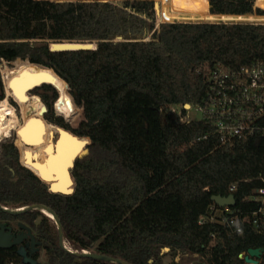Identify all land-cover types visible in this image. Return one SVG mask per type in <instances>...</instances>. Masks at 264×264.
<instances>
[{
    "label": "trees",
    "instance_id": "16d2710c",
    "mask_svg": "<svg viewBox=\"0 0 264 264\" xmlns=\"http://www.w3.org/2000/svg\"><path fill=\"white\" fill-rule=\"evenodd\" d=\"M256 4L264 0H0V64L18 66L6 70V86L30 95L43 85L34 94L48 109L44 120L69 129L64 117L79 125L77 136L90 139L68 195L50 191L20 165L14 144L3 143L0 205L47 206L72 252L132 264H164L166 256L173 264H244L240 253L264 249V237L250 227L237 235L217 223L199 224L212 196L228 195L232 183L238 186L235 210L255 208L244 199L264 185V138L219 147L215 135L196 141L212 131L208 120L182 123L161 113L172 105L204 104L215 64L237 69L264 63V9ZM52 40H89L97 49L53 52ZM84 57L97 61L106 80L89 94L110 96L80 123L84 103L71 69ZM67 83L79 106L73 99L58 113L63 117L56 116L59 92L73 98ZM67 183L64 171L57 186ZM18 217L33 223L50 264H116L61 248L57 224L38 210Z\"/></svg>",
    "mask_w": 264,
    "mask_h": 264
},
{
    "label": "built area",
    "instance_id": "2783aa9c",
    "mask_svg": "<svg viewBox=\"0 0 264 264\" xmlns=\"http://www.w3.org/2000/svg\"><path fill=\"white\" fill-rule=\"evenodd\" d=\"M186 105H172L169 110L162 109L161 113L163 116H173L182 123L194 119L208 120L212 131L204 133L196 141L215 135L219 138L218 146L223 147L241 138H264V63L256 61L237 69L215 64L208 73L205 103L190 104L189 108ZM193 111L199 114V118L191 114ZM237 188V183L230 184L228 195L234 194ZM244 201L254 204L255 208L246 213L235 210L236 205L220 207L212 201L207 213L199 219V224L217 223L237 235L250 227L264 237V185L253 189ZM212 237L215 238V235ZM247 255L248 251L240 253L239 257L244 260V264H255L245 261Z\"/></svg>",
    "mask_w": 264,
    "mask_h": 264
},
{
    "label": "bare ground",
    "instance_id": "6f19581e",
    "mask_svg": "<svg viewBox=\"0 0 264 264\" xmlns=\"http://www.w3.org/2000/svg\"><path fill=\"white\" fill-rule=\"evenodd\" d=\"M10 91L11 95L15 96L16 100L22 107L24 124L27 121L28 124L25 127H23L24 124L19 126L15 107L12 106L7 99H3L0 101V138L8 136L11 129L19 126L17 133L19 134V138L23 141L21 148V162L23 165L32 169L36 174L44 178L42 172L32 164V158L30 157L36 154L33 157L40 159L43 162L47 156L45 153L46 146L49 144H51L50 148L53 146L52 141L54 132H61L62 136L58 143V153L54 158L50 157L46 163L47 165L52 163L51 166L53 167V172H55L53 174H56L55 180L58 184L60 174L64 171L66 177H68L66 172L68 156L73 153H78L90 142V139L86 137H75V134L73 135L70 131H64V129H60L59 126L48 124L42 117L44 103L39 96L32 97L31 95H27L24 88L17 85L11 86ZM29 111L32 113L27 114ZM30 143H34L35 146H27ZM49 149L47 151H49ZM22 209L24 208H20L19 210ZM44 212L51 216L46 210H44Z\"/></svg>",
    "mask_w": 264,
    "mask_h": 264
},
{
    "label": "water",
    "instance_id": "95a60500",
    "mask_svg": "<svg viewBox=\"0 0 264 264\" xmlns=\"http://www.w3.org/2000/svg\"><path fill=\"white\" fill-rule=\"evenodd\" d=\"M84 1H95V0H84ZM100 1H122V0H100ZM154 6H155V11H156L157 17H160V9H161L160 3H158L157 1H154ZM225 23H232V22H225ZM49 47H50V50L53 52L96 50L97 44H96V42L89 41V40H52V41H49ZM44 85H50V84H44ZM51 86H53V85H51ZM189 107H190V104H187L186 108H189ZM43 110H44V113L47 111L46 106L43 107ZM65 122L68 123L66 120H65ZM27 124H28V121L24 124L23 127H25ZM69 126H70V129H66L65 127H62V126H59V127H60V129H64V131L69 130L71 132H72V130L77 129V128L73 127L71 124H69ZM15 135L18 138L19 134L15 132ZM61 136H62L61 132H59V131L54 132L53 141H52L53 146L51 148H50L51 144L46 146L45 153L47 156L43 162L40 159L33 157L36 154H34L30 157V158H32V164H34L36 166V168H38V170H40L42 172L44 178H42L41 176L36 174L30 168H28V169H30L43 182H45L48 185L50 191L55 192V193H61V194L68 195V194H72L75 191V180H74V177L72 175V171L76 165L77 160L88 155V153H89L88 145L90 144V142L84 148H82L78 153H76V154L73 153V154H70V156H68L69 158H67V162H66V172H67L68 177H69V184L67 186L58 187V186H56V184H57V182L55 180L56 174H53L55 172H53V167L51 166L52 163H50L48 165L46 163L50 157L54 158L57 155L58 143L61 139ZM74 136L79 137L76 134ZM17 138H16V140H17ZM30 144H28L27 146H35L34 143L31 145ZM48 149H49V151H47ZM211 199L213 202H215L220 207L235 206L237 203L234 194H230L228 196L213 195ZM3 209L10 211L11 213H15V214L21 213L24 211H28V210H38V211L42 212L46 216L53 219L55 221V223L57 224L58 229H59V236H60L61 245L64 247L63 229H62L61 222H60L59 218L56 216V214L54 213V211L52 209H50L49 207L44 206V205H32V206H29L27 208H24V209L18 210V211H12V210H8L5 208H3ZM44 210H46V212L48 214H50L51 216L47 215L44 212ZM68 251L70 253L74 254L75 256L80 257V258H95V259H101V260L111 262V263H116V264H132V263H129V262L124 261L122 259L107 257L105 255H98V254H95L92 252H87V251L72 252L71 250H68ZM165 251H169V248H165ZM263 252H264L263 248H250L248 250V255L245 257V261L249 262V263L253 262L255 264H258L259 259H261L262 255H263Z\"/></svg>",
    "mask_w": 264,
    "mask_h": 264
},
{
    "label": "rangeland",
    "instance_id": "374dc122",
    "mask_svg": "<svg viewBox=\"0 0 264 264\" xmlns=\"http://www.w3.org/2000/svg\"><path fill=\"white\" fill-rule=\"evenodd\" d=\"M256 6L264 9V6H261L258 4H256ZM158 19H159V22H163L160 19V17H158ZM259 23H264V22H259ZM92 59L93 58H90V57H84V58H82V60L79 61V63L74 65L71 69L73 74H74V79H75L77 89H79L81 91V96H82L84 105L79 106L76 103L75 98L71 94V88H70L69 84L67 83L69 86L70 94L72 95L73 98L71 100L70 97H68V96L65 97L64 95L60 94L59 90L57 89V91L59 92V98L56 101V103L54 104L55 105L54 106V113L56 116H61L58 113L64 112L68 108V106L72 103V101L74 99L77 106H79L82 109L83 115L81 117V121H80V123H81L83 121V119L86 117L88 110H90L91 108H93L94 106H97V105H101V106L104 105L105 102L107 101V98H109L110 95H108L106 97H94V96H91L89 94V91L93 88V86H96V84H98V83L100 84L102 81H106L104 79L103 69H100V67L97 64V61L92 60ZM17 67L18 66L13 65L12 62L10 63V62H7L5 60H3L2 63L0 64V94L3 90V92L5 94V97L3 99H7L9 101V103L15 107V110H16L17 115H18L19 126H20V125L24 124L22 107L20 106L19 102L16 100L15 96L11 95V91H10L11 87L6 86V78L7 77H5V72L7 69H12V68H17ZM34 90L35 91L39 90L40 92H43L44 91L43 85L36 87L29 92L32 97L38 96L37 94H34ZM12 102H14V104ZM31 113H32L31 111L27 112V114H31ZM191 114L194 117L199 118V114H197L196 112L193 111V112H191ZM42 117H44V110H42ZM63 119L66 120L64 117H63ZM19 126L17 128L10 130V131L13 130L11 132L10 136H4V137L0 138V145L4 142L12 140L15 137V132L17 133ZM76 128H78V127H76ZM16 143L18 144V147L20 150V155H21V148H22L23 141L19 138V136L16 140ZM26 168H28V167H26ZM164 252H167V251H165V249H164ZM42 258L43 259L45 258L44 253L42 255ZM164 264H173L172 256H166L164 258Z\"/></svg>",
    "mask_w": 264,
    "mask_h": 264
},
{
    "label": "flooded vegetation",
    "instance_id": "af4514ba",
    "mask_svg": "<svg viewBox=\"0 0 264 264\" xmlns=\"http://www.w3.org/2000/svg\"><path fill=\"white\" fill-rule=\"evenodd\" d=\"M47 113H48V109L44 113V117ZM54 124L59 125L58 123H54ZM68 127L70 129L69 124ZM75 130L76 129L72 130L74 134H75ZM10 142H12L14 146L17 148L19 154V163L20 165L24 166L21 163L20 150L18 145L16 144V135L12 140H9L4 143H10ZM2 144L0 145V160L3 158ZM9 169L12 170V168L10 167ZM3 208L12 211H18L20 209V208H10L0 205V256L2 257L5 256V259L1 264H50L49 253L46 250L43 242L40 240L33 226V223H31L26 219L18 217L20 214L26 211L15 214V213H11L10 211L4 210ZM23 208H27V207H23ZM28 211H35V210H28ZM38 221L39 219L34 220V223H37ZM63 243L65 248L61 245L60 236H59L60 247L66 250L67 252H69L68 250L70 249H68L64 241V235H63ZM43 253L45 256L44 259L42 258Z\"/></svg>",
    "mask_w": 264,
    "mask_h": 264
}]
</instances>
